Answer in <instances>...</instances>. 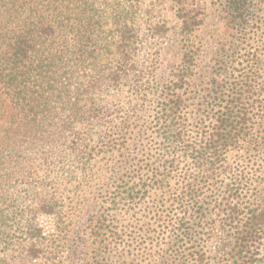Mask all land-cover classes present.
I'll use <instances>...</instances> for the list:
<instances>
[{
  "label": "trees",
  "instance_id": "trees-1",
  "mask_svg": "<svg viewBox=\"0 0 264 264\" xmlns=\"http://www.w3.org/2000/svg\"><path fill=\"white\" fill-rule=\"evenodd\" d=\"M172 3L165 73L129 9L106 49L93 0H0V264H264V0H221V69L204 0Z\"/></svg>",
  "mask_w": 264,
  "mask_h": 264
},
{
  "label": "rangeland",
  "instance_id": "rangeland-1",
  "mask_svg": "<svg viewBox=\"0 0 264 264\" xmlns=\"http://www.w3.org/2000/svg\"><path fill=\"white\" fill-rule=\"evenodd\" d=\"M96 13L93 14L95 21L94 41L101 43L103 37L107 38L104 47L112 49L114 36L109 33L111 28L110 19L119 9H129L134 18L135 25L144 38V57L146 65L156 67L158 71L168 73V67H173L177 63L178 48V19L173 7L172 0H93ZM207 6V17L205 25L197 30L193 40L196 41L199 49H207V60L212 61V66L221 69L216 59L221 61V23L217 13L220 11L221 0H204ZM219 9V10H218ZM103 18V25L98 20ZM220 23V24H217ZM161 25L164 34L154 35V27ZM218 28V29H217ZM213 60H212V59ZM167 69V70H166ZM110 101L118 103L123 109H129V101L132 99L131 93L126 90L108 94ZM145 111H139L134 118L139 122ZM142 121V120H141ZM103 161L96 167L95 179L84 180L79 187V191L73 190L74 205H80L81 212L73 210L70 212L72 219L80 221L85 215V205L93 202L99 187L102 185L100 178L109 175L107 168H103ZM107 171V172H106ZM98 176V177H97ZM94 178V177H93ZM80 203V204H79ZM89 209V207H88ZM71 211V210H70ZM219 243V242H218Z\"/></svg>",
  "mask_w": 264,
  "mask_h": 264
}]
</instances>
